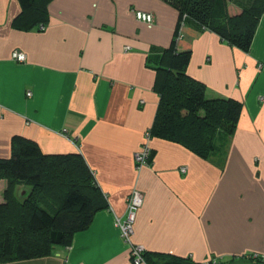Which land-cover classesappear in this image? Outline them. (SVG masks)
Masks as SVG:
<instances>
[{
	"label": "crops",
	"instance_id": "1",
	"mask_svg": "<svg viewBox=\"0 0 264 264\" xmlns=\"http://www.w3.org/2000/svg\"><path fill=\"white\" fill-rule=\"evenodd\" d=\"M48 9L41 28L22 30L13 24L19 0H0V157L11 155L15 135L46 154L80 152L107 207L69 244L8 264H135L117 225L133 189L144 201L132 239L148 251L196 262L253 252L264 259V9L249 51L185 26L179 40L192 48L187 71L207 95L243 103L229 143L203 157L150 137L153 160L138 168L134 155L159 103L150 49L170 45L178 11L166 0H52ZM135 9L154 21L137 19ZM6 188L0 179V202Z\"/></svg>",
	"mask_w": 264,
	"mask_h": 264
},
{
	"label": "trees",
	"instance_id": "2",
	"mask_svg": "<svg viewBox=\"0 0 264 264\" xmlns=\"http://www.w3.org/2000/svg\"><path fill=\"white\" fill-rule=\"evenodd\" d=\"M52 0H19L15 27L41 28ZM178 11L169 46L152 45L149 64L156 71L154 88L159 103L150 137L187 146L208 157L225 148L237 128L242 102L229 96L207 95L206 84L188 73L192 48L180 49L183 28L216 32L230 46L249 51L264 9V0H166ZM237 6L238 11L231 12ZM155 150L151 148L148 164ZM0 179L7 180L5 200L0 202V262L45 256L54 245H67L75 232L89 226L94 213L107 200L80 152L44 153L36 140L15 135L12 153L0 157ZM25 185V193L17 192ZM147 264H206L190 256L148 251ZM264 262L263 256L255 258ZM231 260L218 259L227 264Z\"/></svg>",
	"mask_w": 264,
	"mask_h": 264
},
{
	"label": "built area",
	"instance_id": "3",
	"mask_svg": "<svg viewBox=\"0 0 264 264\" xmlns=\"http://www.w3.org/2000/svg\"><path fill=\"white\" fill-rule=\"evenodd\" d=\"M134 13L137 19L147 23H152L155 18V15L152 12L145 10L135 9ZM182 35L183 33L181 32L178 35V40L181 39ZM14 56L18 60H24L26 58L25 53L22 51H15ZM149 138H150V133L149 130H147L145 133V142L143 143L142 147L135 152L134 155L137 168L142 165L148 164L147 160L151 150V147L148 145ZM182 170H186V166H183ZM143 195L144 194L141 190L133 189L127 197L126 218L124 220H117V225L120 229L121 236L125 240V242L128 243L129 254L131 255L133 262L135 264H147L144 258V253L147 250L146 246L141 243L134 242L132 239V236L135 231L134 223L136 220L137 211L144 201ZM259 255L261 254L253 252V253H246L244 257L247 259H255ZM218 259L220 258L217 257L212 260H207L204 263L209 264L211 261L216 263ZM0 264H8V262L3 261L0 262Z\"/></svg>",
	"mask_w": 264,
	"mask_h": 264
},
{
	"label": "water",
	"instance_id": "4",
	"mask_svg": "<svg viewBox=\"0 0 264 264\" xmlns=\"http://www.w3.org/2000/svg\"><path fill=\"white\" fill-rule=\"evenodd\" d=\"M22 193H25V191H23ZM227 264H264V262H260L252 259H237Z\"/></svg>",
	"mask_w": 264,
	"mask_h": 264
},
{
	"label": "flooded vegetation",
	"instance_id": "5",
	"mask_svg": "<svg viewBox=\"0 0 264 264\" xmlns=\"http://www.w3.org/2000/svg\"><path fill=\"white\" fill-rule=\"evenodd\" d=\"M245 259H247V258H245ZM252 260H256V259H252Z\"/></svg>",
	"mask_w": 264,
	"mask_h": 264
}]
</instances>
